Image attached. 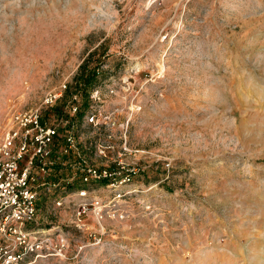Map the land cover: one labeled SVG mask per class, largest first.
Listing matches in <instances>:
<instances>
[{"label":"rangeland","instance_id":"374dc122","mask_svg":"<svg viewBox=\"0 0 264 264\" xmlns=\"http://www.w3.org/2000/svg\"><path fill=\"white\" fill-rule=\"evenodd\" d=\"M85 61L130 120L134 191L83 229L47 198L69 240L32 264H264V0H0V132Z\"/></svg>","mask_w":264,"mask_h":264},{"label":"built area","instance_id":"2783aa9c","mask_svg":"<svg viewBox=\"0 0 264 264\" xmlns=\"http://www.w3.org/2000/svg\"><path fill=\"white\" fill-rule=\"evenodd\" d=\"M69 89L65 81L38 107L13 110L0 132V264H32L49 250L65 255L63 226H44L40 216L57 192L54 208L72 209L70 223L83 229L90 214L100 227L105 214L122 215L113 207L134 191L137 170L123 158L135 152L130 120L117 119L119 108H98L101 86ZM102 188L110 199L97 194ZM54 240L60 241L55 247Z\"/></svg>","mask_w":264,"mask_h":264},{"label":"trees","instance_id":"16d2710c","mask_svg":"<svg viewBox=\"0 0 264 264\" xmlns=\"http://www.w3.org/2000/svg\"><path fill=\"white\" fill-rule=\"evenodd\" d=\"M88 62H84L81 65L80 73L76 76L77 83L76 87L82 88L83 90L92 87L94 84H96L97 74L95 72L94 68H88Z\"/></svg>","mask_w":264,"mask_h":264}]
</instances>
